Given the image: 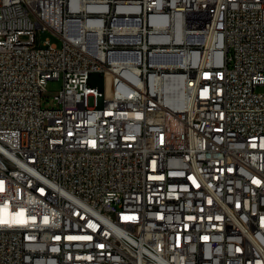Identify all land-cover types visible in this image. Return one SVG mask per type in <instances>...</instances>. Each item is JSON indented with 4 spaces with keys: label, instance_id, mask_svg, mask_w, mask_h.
<instances>
[{
    "label": "built area",
    "instance_id": "built-area-1",
    "mask_svg": "<svg viewBox=\"0 0 264 264\" xmlns=\"http://www.w3.org/2000/svg\"><path fill=\"white\" fill-rule=\"evenodd\" d=\"M263 88L264 0H0V264H264Z\"/></svg>",
    "mask_w": 264,
    "mask_h": 264
},
{
    "label": "rangeland",
    "instance_id": "rangeland-1",
    "mask_svg": "<svg viewBox=\"0 0 264 264\" xmlns=\"http://www.w3.org/2000/svg\"><path fill=\"white\" fill-rule=\"evenodd\" d=\"M46 39H50L51 42L57 44L58 47L62 46V39L55 35L54 33H52L51 31H41V33H39L38 35V41L40 43L44 42ZM62 86V81L61 80H51L48 83V90H49V97H45L43 100V106H49L52 107L53 105H55V102L53 100V93H55L56 91H58ZM264 90V88H263Z\"/></svg>",
    "mask_w": 264,
    "mask_h": 264
}]
</instances>
